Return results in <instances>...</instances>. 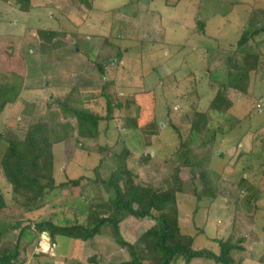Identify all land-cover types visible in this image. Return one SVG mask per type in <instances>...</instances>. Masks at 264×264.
Segmentation results:
<instances>
[{
    "label": "rangeland",
    "instance_id": "rangeland-1",
    "mask_svg": "<svg viewBox=\"0 0 264 264\" xmlns=\"http://www.w3.org/2000/svg\"><path fill=\"white\" fill-rule=\"evenodd\" d=\"M175 2L178 0H93V9H87L76 0H32L35 8L23 12L0 1V53L8 59L3 70L18 69L26 75L20 100L7 105L0 115V133L10 139H23L31 120L23 114L24 101H37L46 107L48 100L63 97L74 87L80 89L81 95H94L85 107L104 114L106 99L99 94L107 81L114 83L109 90L118 91L123 102L143 89L138 101L156 115L142 113V130L135 132L121 129L117 113L108 123L101 122L98 138L78 142L76 137H70L55 144V184L83 175L85 178L77 186L68 184L54 190L41 216L55 214L62 220L85 223L88 196L94 192V169L105 158L100 175L108 179L121 164L115 154L123 146L133 152L126 164L138 174L137 181L145 185L171 186L167 179L169 168L161 162L171 154L180 164L187 156L220 175L225 172L221 175L222 185L232 190L243 171L253 180L260 178L264 159V30L254 37L251 32L264 25V0H181L172 5ZM49 51L53 52L51 60H47ZM252 52L261 53V67L250 72L247 92L231 88L229 71L243 67L245 59L253 62L247 56ZM96 63L104 67V72ZM219 94L221 100H232L233 106L215 109L212 104ZM211 107L214 118L209 133L186 155L178 153L180 142L190 132L191 113ZM121 113L125 114V109ZM252 133L258 147L255 157L234 152L237 147L253 146L246 145ZM144 135H151L152 145L144 146ZM103 146L107 148L101 150ZM142 155L159 161L144 163ZM229 164L232 169H225ZM190 171L188 167L182 170L186 176L178 199L183 231L195 234L197 227L204 229L197 235L194 247L218 254L219 244L214 239L225 240L231 233L233 199L219 196L197 202L194 191L202 186L199 180L192 181ZM0 188L9 204L0 210V255L12 254L19 247L18 258L9 264H110L129 259L127 249L119 248L109 232L86 242L59 236L54 244L48 233L34 237L35 232L28 229L18 241L21 226L16 228V221L21 220L26 228L29 217L33 219L39 213L25 218L1 169ZM257 205L254 231L258 238L249 241L248 260L243 264H264V195ZM80 208L86 212L80 213ZM153 224L149 218L130 217L122 225L121 234L126 239H136ZM241 228L246 231L251 226L244 224ZM171 264L185 262L178 257ZM189 264L216 263L199 257Z\"/></svg>",
    "mask_w": 264,
    "mask_h": 264
},
{
    "label": "trees",
    "instance_id": "trees-1",
    "mask_svg": "<svg viewBox=\"0 0 264 264\" xmlns=\"http://www.w3.org/2000/svg\"><path fill=\"white\" fill-rule=\"evenodd\" d=\"M0 1L9 3L23 12H30L34 8L32 0ZM76 1L87 9H93V0ZM178 2L172 5H177ZM203 28L204 24L201 28L202 31ZM262 30H264V25L251 32V36L258 35ZM51 53L53 52H47V60H51L49 58ZM260 54L247 53L248 57L253 58V62H247L245 59L243 67L229 71L228 86L247 92L250 72L257 71L261 67ZM7 63L8 59L3 58L0 53V115L7 105L15 104L20 100L26 82V75L20 70L12 72L3 70ZM98 66L104 72V67L100 64ZM112 85H114L113 82L107 81L101 86L99 96H104L106 99L104 114L85 107L84 105L94 95L88 96L83 93L81 95L80 89L74 87L63 97L48 100L46 107H42L37 101H24L23 114L30 116L31 120L23 139H10L5 133H0L1 176L10 185L14 200H17L26 219L30 214L39 213L33 219L30 218L31 216L29 217L30 221L26 228L25 225H22L21 220L16 221L15 227L20 228L21 226L18 241L23 237V233L29 232V230L35 232L34 237L48 233L54 244L59 236L86 242L95 239L97 235L109 232L119 248L127 249L129 254V259L110 264H171L178 257H181L185 264H189L194 258L199 257L211 258L216 264H243L248 252L249 241L257 240V234L253 228L256 226L259 210L257 204L264 195V163L257 181L243 171L236 184V189L232 190L223 187L221 175L214 169L193 162L187 156H184V162L180 164L173 159L174 156L171 154L161 160L170 171L167 179L170 178L171 186L165 188L157 183L149 185L139 183L137 181L138 174L126 164L128 158L133 156V152L123 146L121 151L115 154L121 164L114 168L108 179H103L100 175L105 158H102L94 169L96 174L94 192L88 196L89 203L85 207L87 211L85 223L71 222L69 219L62 220L55 214L49 217L40 215L48 196H51L54 190L68 184L77 186L85 178L83 175L78 179H70L59 185L55 184L52 174L55 144L64 142L70 137H76L78 142L81 139L98 138L101 122L108 123L117 116V113H120L121 129L135 132L142 130V113L148 114L149 112V116L151 113L156 116L145 104L138 101V94L144 92L143 89L128 95L123 102L117 95L118 91L109 90ZM221 97L222 95L219 94L213 101L212 106L215 109H229L233 106L232 100L227 98L221 100ZM214 108L211 107L205 112L194 110L191 113L190 132L180 142L178 153L186 155L185 152L201 144L211 130L210 122L214 118L212 115ZM122 109H125V114L121 113ZM176 130L179 134V130ZM143 138L145 147L153 144L151 135H144ZM261 146L264 150V141ZM106 148L100 147L101 150ZM109 149L111 150V148ZM150 160L159 161L151 155L141 156V161L144 163ZM186 167L191 170L192 181L199 180L202 186L201 189L196 187L194 191L197 202L203 199L214 200L219 196L233 199L231 204L234 206V214L231 233L225 240L214 239L219 244L218 254L211 249H196L194 247L197 235L203 234L204 229L197 227L195 234L183 231L184 227L181 224L178 211V199L180 193L183 192V181L186 175L182 173V170ZM245 169L247 170V167ZM103 185L112 189L106 190ZM53 203H51V207H53ZM8 205L0 188V210ZM85 208H80L79 212H86ZM130 217L154 220V224L141 233L134 242L127 241L121 234V224ZM22 220L24 221V219ZM244 224H249L252 229L243 230L241 226ZM2 235L3 231H0V237ZM18 256L19 247L16 246L12 254L4 255L2 253L0 255V259H2L0 264H9ZM92 258L90 260L95 262L96 260Z\"/></svg>",
    "mask_w": 264,
    "mask_h": 264
},
{
    "label": "crops",
    "instance_id": "crops-1",
    "mask_svg": "<svg viewBox=\"0 0 264 264\" xmlns=\"http://www.w3.org/2000/svg\"><path fill=\"white\" fill-rule=\"evenodd\" d=\"M34 5V4H33ZM34 8H35V5H34ZM262 128H263V126H262ZM253 138H254V136H253V133H252V137L246 142V145L247 144H249L250 143V145H253V146H251V147H248L247 149H241V148H236L235 149V151L234 152H236V153H238V152H240V153H242V155L241 156H252L254 153H255V151H256V149H258V147H256V143H254L253 142ZM259 141H261L260 139H259ZM263 142V141H262ZM255 144V145H254ZM242 147V146H241ZM261 150H262V154H264V150L261 148ZM253 151V152H252ZM244 152H247L246 154L244 153ZM258 152V151H257ZM254 157H255V155H253ZM257 156H259V155H257ZM264 163V159H263V162H262V164ZM262 164H261V169L260 170H262ZM226 168H230V169H232V167L230 166V164L229 165H227V166H225V169ZM221 170H223V169H221ZM224 175L225 174V172L224 173H221V175ZM259 174H260V171H259ZM127 221V220H126ZM126 221H124V222H126ZM124 222L121 224V228H122V225L124 224ZM252 229V228H251ZM254 230H255V227L253 228ZM257 234V233H256ZM125 239H126V237L125 236H123ZM258 238V237H257ZM127 241H129V242H134L136 239L134 238V239H126ZM254 242V241H253ZM252 243V242H251ZM198 249H200V248H198ZM215 252V251H214ZM264 259V258H263ZM248 260V258H247V256L245 255V260H244V262L243 263H245L246 261ZM254 261H255V259H254Z\"/></svg>",
    "mask_w": 264,
    "mask_h": 264
},
{
    "label": "water",
    "instance_id": "water-1",
    "mask_svg": "<svg viewBox=\"0 0 264 264\" xmlns=\"http://www.w3.org/2000/svg\"><path fill=\"white\" fill-rule=\"evenodd\" d=\"M46 235H48V234H46Z\"/></svg>",
    "mask_w": 264,
    "mask_h": 264
}]
</instances>
